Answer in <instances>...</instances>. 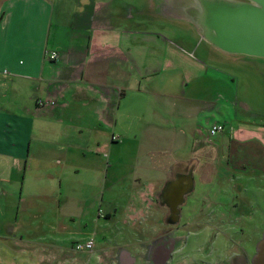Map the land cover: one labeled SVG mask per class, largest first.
Wrapping results in <instances>:
<instances>
[{
	"label": "crops",
	"instance_id": "1",
	"mask_svg": "<svg viewBox=\"0 0 264 264\" xmlns=\"http://www.w3.org/2000/svg\"><path fill=\"white\" fill-rule=\"evenodd\" d=\"M145 10L128 0L0 4V238L21 235V229L35 235L26 240L40 237L47 247L56 229L70 235L66 226L77 227L76 215L56 224L54 210L63 198L54 187L61 186L66 173L92 175L86 188L95 190L85 191L81 204L103 203L114 195L116 147L130 138L137 149L143 144L118 115L125 107L130 112L136 99L143 104L152 97L154 111L162 114L158 125L149 122L150 139L183 145L184 138H195L198 143L197 136L205 138L211 125L220 124L223 134L214 145H228L227 122L216 120L215 113L231 100L232 90L225 87L227 75L213 65L241 68L248 57L217 51L187 20L174 21L189 28L188 37L142 28L134 18ZM51 51L57 53L54 62L45 55ZM235 123H228L233 138L239 127ZM179 144H173L175 152L163 154H177ZM194 180L195 172L185 186L196 189ZM28 219L29 227L23 223Z\"/></svg>",
	"mask_w": 264,
	"mask_h": 264
},
{
	"label": "rangeland",
	"instance_id": "2",
	"mask_svg": "<svg viewBox=\"0 0 264 264\" xmlns=\"http://www.w3.org/2000/svg\"><path fill=\"white\" fill-rule=\"evenodd\" d=\"M128 2L146 9L142 14L135 12L134 20L142 22V28L172 38L188 37L189 28L178 26L174 20L192 21L181 9L190 2L194 5L193 0ZM244 61L241 68L213 65L227 75L225 87L229 84L232 90L231 100L218 105L215 113L216 120L227 122L224 135L228 145H221L223 150L214 145L223 133L211 136L209 129L205 138L197 136L198 143L195 138H184L183 145L177 140L150 139L146 135L149 122L158 125L162 114L154 111L156 102L152 97H145L143 104L136 99L133 108L129 105L130 112L125 107L118 115L122 123L127 122L123 125L129 132L139 133L143 144L137 149L135 139L130 138L116 147L118 181L112 187L114 195L107 196L103 203L81 204L85 191L95 190L86 188L92 175L79 172L69 176L65 172L61 186L54 187L55 194H63L60 209L54 205L55 223H67V216L76 215L77 227L66 226L70 235L56 229L47 247L40 237L33 242L26 240L35 235L31 237L21 229L16 237L3 236L0 264H115L121 259L145 264L146 250L159 247L162 252L170 247L171 253H163L153 259L155 262L249 264L257 249L252 264H264V60ZM230 122H238L234 138ZM174 143L181 147L177 154H163L175 152ZM194 172L196 189L185 186ZM187 197L196 208L187 204L184 211L189 212L188 216L184 212L185 218L177 222L176 207L183 205ZM29 221L25 220L24 225L29 227ZM84 238L93 242L92 251L75 252L74 243Z\"/></svg>",
	"mask_w": 264,
	"mask_h": 264
},
{
	"label": "water",
	"instance_id": "3",
	"mask_svg": "<svg viewBox=\"0 0 264 264\" xmlns=\"http://www.w3.org/2000/svg\"><path fill=\"white\" fill-rule=\"evenodd\" d=\"M193 2L181 10L207 44L226 55L264 59V0Z\"/></svg>",
	"mask_w": 264,
	"mask_h": 264
},
{
	"label": "flooded vegetation",
	"instance_id": "4",
	"mask_svg": "<svg viewBox=\"0 0 264 264\" xmlns=\"http://www.w3.org/2000/svg\"><path fill=\"white\" fill-rule=\"evenodd\" d=\"M188 200V197L186 198V201H184L183 202V205L181 204L178 208L176 207V212H177V209H178V214H177V222H180V219H184L185 217H184V212H186V216H188L187 215V213H189V212H187L186 210L184 211V209H185V207H186V205L188 204V205H193L192 203L194 202V201H192V202H190L191 204H189V202L187 201ZM193 208H196V206H192ZM173 208H174V206H173ZM170 209V208H169ZM172 214V213H171ZM94 246V245H93ZM255 248V247H254ZM90 251H92V249L91 250H89V251H86V250H83V251H76L75 250V252H79V253H81V252H85V253H87V252H90ZM163 253H166V254H169L170 255V253H171V248L170 247H167V249H165L163 252L161 251V248L159 247L158 249H147L146 250V254L147 255H145V261H143L145 264H167V261L166 260H162V261H159V262H155V261H153V259H156L157 257H162V255H163ZM256 255H258V251H257V249L255 250H253V254H252V257L250 258V260L248 261L249 262V264H252V261H253V258H255L256 257ZM129 260H124V259H121V260H116V262H115V264H135V262L134 261H132V262H128ZM246 264H247V262H245Z\"/></svg>",
	"mask_w": 264,
	"mask_h": 264
},
{
	"label": "built area",
	"instance_id": "5",
	"mask_svg": "<svg viewBox=\"0 0 264 264\" xmlns=\"http://www.w3.org/2000/svg\"><path fill=\"white\" fill-rule=\"evenodd\" d=\"M45 55H46V58L51 62H54L57 60V53L56 52H53V51L46 52ZM208 131H209V134L211 136H215V135H217L223 131V126L220 124H213L210 126ZM92 247H93V242L87 241L83 244H76L74 249L76 251H83V250L89 251L92 249Z\"/></svg>",
	"mask_w": 264,
	"mask_h": 264
}]
</instances>
